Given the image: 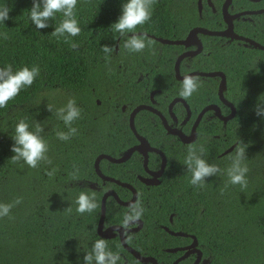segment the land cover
I'll return each mask as SVG.
<instances>
[{"label":"trees","instance_id":"16d2710c","mask_svg":"<svg viewBox=\"0 0 264 264\" xmlns=\"http://www.w3.org/2000/svg\"><path fill=\"white\" fill-rule=\"evenodd\" d=\"M125 2L78 0L74 11L80 34L57 38L52 31L64 19L62 13H56L47 28L37 29L30 19L33 0H0V8L9 9V18L0 21V68L11 65L13 72L24 66L40 68L33 84L22 88L6 107L0 108V203L10 204L22 198L11 209L10 217L0 218V264H84V235L96 237L101 209V192L89 186V181L97 177L96 155L110 152V141L115 138L108 133L92 135L89 129L95 121L87 112V94L89 83L98 81L106 66L102 46H111L112 55L118 41L122 48L127 38L112 26ZM182 9V0H156L151 19L134 31L165 36L183 25ZM73 43L78 46L76 49L71 47ZM223 55L228 60V53ZM230 59L231 62L226 61L228 65L222 66L228 71L227 95L237 108L236 116L225 136L211 138L207 144L201 140L200 144L191 145L197 150L202 147L203 158L221 171L207 177L203 187L194 186L184 164L190 146L176 149L169 161L172 176L151 189L137 185L138 201L147 221L163 222L169 209L175 211L185 230L196 231L210 264H264V117L256 114L258 105L264 109V51H258L257 56L231 53ZM205 84L200 89L207 88ZM196 92L189 98L191 102ZM70 99L76 101L81 115L72 124L77 134L64 141L57 138L56 132H67L68 127L57 118L55 110L66 106ZM47 104L53 105V112ZM20 120L28 123L33 132L37 123L43 127L40 135L47 142L50 164L41 161L32 168L23 160L12 162L13 136ZM112 122L111 118L104 121ZM232 144L237 145L230 153L219 156ZM237 147L246 150L242 163L248 168L247 187L243 189L230 184L227 175ZM101 168L121 180L132 179L123 176L124 164L108 167L103 162ZM76 169L74 179L72 173ZM53 170L49 176L47 173ZM81 192L95 196L94 211H76ZM117 207V218L123 220L127 208L114 200L107 201L108 219ZM136 246L160 261L166 256L163 248L167 242L153 234L139 233Z\"/></svg>","mask_w":264,"mask_h":264},{"label":"flooded vegetation","instance_id":"af4514ba","mask_svg":"<svg viewBox=\"0 0 264 264\" xmlns=\"http://www.w3.org/2000/svg\"><path fill=\"white\" fill-rule=\"evenodd\" d=\"M182 2L180 21L183 25L180 28H173L174 31L167 32L165 36L148 31L136 32L147 33L151 41L150 44L146 42L142 52H130L124 44L121 48L118 41L115 53L106 61L100 79L89 83L90 91L87 94L86 106L88 114L93 115L95 121L89 130L94 137L104 133L115 137L110 141V152H98L95 160L101 154L120 158L127 150L135 148L131 156L121 163L103 158L100 161V169L107 176L133 185L138 195L136 201L139 199L137 185L151 189V186H159L165 178L172 176L173 172L169 171V161L176 149L186 150L192 144H200L201 140L207 144L211 138H220L227 134L229 123L234 117L224 121L217 112L219 108L222 115L228 116L232 111L231 106L219 96L222 76L220 74L206 76L199 73H224L227 81L224 96L228 102L234 104L227 95L229 75L222 65H228L226 61L231 62V53L257 56L258 51H264L262 48L264 47V0H182ZM196 27L225 32V34L209 35L199 31L197 36L191 37L187 43H166L159 39L185 40ZM228 29L230 30L227 32ZM132 34L128 33L127 38ZM225 52L228 53V60L223 55ZM185 75L198 77L200 86L203 82L207 84V88L204 89H200L199 86L195 93L197 96L194 95L192 102L189 98L184 99L179 96ZM139 106L144 108L134 115V129L131 125V116ZM109 118L113 122L104 123ZM194 129L197 134L195 141L183 142L180 136L191 135ZM141 138L145 139L148 145L137 149L136 146L141 144ZM233 145L224 148L219 156L227 155L228 153H223ZM103 162L108 167L112 164H124L123 176L132 179L124 181L106 173L101 168ZM158 173L160 175L157 176ZM96 175V179L89 182L93 185L91 186L93 189L101 192V203L104 194L110 190H114L123 201L132 199L133 192L130 188L106 181L97 172ZM155 176L158 177V184H148L144 181ZM113 185H117L119 189ZM122 190L125 192L123 193ZM111 200L127 208L128 211L129 206L120 204L112 195L107 201ZM119 213L117 207L113 217L108 219L106 207V217L102 227V232L106 235H101L98 231L100 209L96 237L90 238L84 235L87 252H91L96 240L104 239L108 249L119 254L120 259L117 264H153L151 261L147 263L140 261L129 251L123 242V235L130 247L139 251L144 257H154L157 264L211 263L210 257L204 255L196 231L185 230L183 222L175 211L169 209L163 222H159L158 219L147 221L142 216L141 227L137 222L127 231L123 229L122 234L120 230L115 229L122 227L123 220L117 218ZM141 232L153 234L167 242V246L163 248L166 253L163 261L137 248L136 244Z\"/></svg>","mask_w":264,"mask_h":264},{"label":"clouds","instance_id":"9594fccd","mask_svg":"<svg viewBox=\"0 0 264 264\" xmlns=\"http://www.w3.org/2000/svg\"><path fill=\"white\" fill-rule=\"evenodd\" d=\"M77 2L78 0H33V5L30 9V19L37 29H44L49 26V20L53 19L56 13H62L64 19L54 28L52 35L57 38L65 36V34L75 37L81 31L74 11ZM155 3L156 0H126L122 5L121 15L112 24L113 30L118 32L121 37L127 36L128 33H133L124 43V47L130 52H142L146 47V42L147 44L151 43L147 33H136L134 30L151 19L152 6ZM8 18V7L0 8V21L4 22ZM4 38L7 39L6 33ZM65 42H68L67 37H65ZM71 47L76 49L78 46L73 43ZM102 51L105 53V60L108 61L113 51L112 47L105 44L102 46ZM39 73L40 68L38 65H33L31 68L24 66L15 72H13L11 65L0 68V108L6 107L8 101L14 99L22 88L30 87ZM199 86L198 77L185 75L179 96L188 99L198 90ZM47 109L53 112V105L47 104ZM256 114L264 117V109L260 108L259 105L256 108ZM55 115L68 127L67 132H56L58 139L67 141L77 134V129L72 127V124L80 117L81 112L76 106L74 99H70L66 106L56 109ZM43 130L39 123L36 124L34 132L29 130V125L24 120H20L17 123L15 135L13 136L14 144L11 147V151L14 153L11 157L13 163L23 160L32 168H36L41 161L51 163V160L46 155L48 151L47 142L40 135ZM203 151L202 147L197 150V148L190 146L184 160L187 170L191 173L190 183L197 187H203L207 177L216 175L221 171L217 165L209 164L203 158ZM245 158V148L237 147L236 155L232 158V164L227 169L229 183L240 185L242 189L247 187L246 173L248 168L242 163ZM54 171L47 174L52 176ZM77 172L78 169L72 173L74 179ZM21 202L22 198L18 197L10 204L0 203V218L10 217L11 209ZM76 204L78 205L76 211L80 214L90 213L97 208L95 196H90L84 192L79 194ZM143 212L144 209L139 201L130 203L129 209L123 217V229L127 231L133 224L137 223ZM119 259V254L109 250L104 239L96 240L92 245L91 252H87L83 257L84 264H117Z\"/></svg>","mask_w":264,"mask_h":264},{"label":"water","instance_id":"95a60500","mask_svg":"<svg viewBox=\"0 0 264 264\" xmlns=\"http://www.w3.org/2000/svg\"><path fill=\"white\" fill-rule=\"evenodd\" d=\"M231 29V28H230ZM228 29L227 32L230 30ZM203 32L205 34H209V35H224L225 32H216V31H211V30H208V29H205V28H201V27H196L194 30H192L188 36L187 39L185 40H180V41H171V40H165V39H162V38H159L162 42H166V43H187L191 37H196L197 36V32ZM260 46V45H259ZM264 48V47H262ZM199 74L201 75H206V76H215V75H218L220 74L222 76V80H221V83H220V86H219V96H220V99L222 101H224L225 103H228L229 106H231L232 108V111L231 113L228 115V116H224L221 114V111L220 109L218 108L217 109V112H218V115L221 119H223L224 121H227L229 119H232L233 117L236 116V112H237V109H236V106L231 103V102H228L227 99L225 98L224 96V92L227 88V81H226V77L224 75V73L222 72H200ZM213 107V106H210V108ZM144 108V106H139L138 108H136L134 110V112L132 113V116H131V125L132 127L135 129L134 127V115L137 111H139L140 109ZM207 109V108H206ZM205 109V110H206ZM204 110V111H205ZM172 132V130H170ZM196 130L194 129L191 133V135H181L180 138L183 142H192V141H195L196 139ZM145 139L141 138V144L139 146H136L137 149H140L143 145H148L147 141L145 142L144 141ZM237 144H234L233 146H231L229 149H227L223 154H227L229 152H231L235 146ZM135 148H131L129 150H127L122 157L120 158H114L112 157L111 155H108V154H101L97 157V159L95 160V170L96 172L106 181H112V182H115L121 186H124V187H128L132 190L133 192V197L131 200L129 201H123L122 199L119 198L118 194L114 191V190H110V191H107L104 196H103V199H102V203H101V216H100V220H99V226H98V231L101 235H106L104 232H102V227L104 225V221H105V217H106V202H107V199L109 196H114L116 198V200L122 204V205H125V206H129L130 203H135V201L137 200V191H136V188L129 184V183H126V182H122L118 179H115L113 177H110V176H107L105 175L101 169H100V161L103 159V158H106L108 159L109 161L111 162H114V163H121V162H124L126 161L132 154L133 150ZM165 166V160H164V163H163V167ZM160 175V173L157 174V176ZM155 176V177H152L150 179H147V180H144L146 183L148 184H158L159 183V180H158V177ZM89 186H93L91 183H89ZM141 225L140 227L142 226V220L140 219L138 221ZM115 229L117 230H120L121 231V234L123 232V227H116ZM122 239H123V242L124 244L126 245L127 249L129 251H131L140 261L144 262V263H147L148 261H151L153 262V264H157V260L154 258V257H144L140 254L139 251L133 249L132 247H130L126 242H125V239H124V236L122 235ZM200 252V251H199ZM207 262V260L205 261Z\"/></svg>","mask_w":264,"mask_h":264},{"label":"rangeland","instance_id":"374dc122","mask_svg":"<svg viewBox=\"0 0 264 264\" xmlns=\"http://www.w3.org/2000/svg\"><path fill=\"white\" fill-rule=\"evenodd\" d=\"M58 102H59V100H58V101H56V102H55V104H57Z\"/></svg>","mask_w":264,"mask_h":264}]
</instances>
